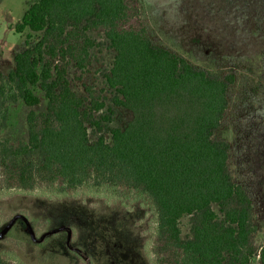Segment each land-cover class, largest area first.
<instances>
[{
  "label": "trees",
  "instance_id": "trees-1",
  "mask_svg": "<svg viewBox=\"0 0 264 264\" xmlns=\"http://www.w3.org/2000/svg\"><path fill=\"white\" fill-rule=\"evenodd\" d=\"M27 29L42 34L16 53L7 75L0 70V133L8 102L40 103L33 87L47 108L28 112L27 142L0 138L7 188L58 198L81 187L131 193L154 213L155 263L264 264V245L253 241V201L233 179L229 143L216 135L233 74L205 70L156 43L140 0H33L15 24L17 33ZM103 48L115 52L105 88L77 94L70 66L85 70ZM120 107L133 114L124 128L113 125ZM32 156L39 160L17 162ZM0 264L19 263L0 255Z\"/></svg>",
  "mask_w": 264,
  "mask_h": 264
},
{
  "label": "rangeland",
  "instance_id": "rangeland-1",
  "mask_svg": "<svg viewBox=\"0 0 264 264\" xmlns=\"http://www.w3.org/2000/svg\"><path fill=\"white\" fill-rule=\"evenodd\" d=\"M32 1L0 0V70L5 75L14 68L16 53L42 34L15 32ZM140 8L156 43L205 70L235 76L216 135L230 145L233 179L253 201L258 227L254 244L264 245V0H140ZM95 54L85 70L70 66V85L79 95L89 85L105 88L102 74L115 52L103 48ZM33 90L38 105L27 106L21 99L8 102V125L0 138L28 141V112L47 108L42 89ZM105 94L110 96L109 90ZM132 118L129 109L120 107L113 125L124 128ZM95 139L90 132V140ZM30 159L38 161L39 156L17 162ZM154 220L149 205L131 193L81 187L76 195L58 198L41 188H7L0 174V255L19 264H157ZM188 222V217L181 220L183 235L189 232Z\"/></svg>",
  "mask_w": 264,
  "mask_h": 264
},
{
  "label": "crops",
  "instance_id": "crops-1",
  "mask_svg": "<svg viewBox=\"0 0 264 264\" xmlns=\"http://www.w3.org/2000/svg\"><path fill=\"white\" fill-rule=\"evenodd\" d=\"M15 67V66H14ZM12 69H14V68H12Z\"/></svg>",
  "mask_w": 264,
  "mask_h": 264
}]
</instances>
